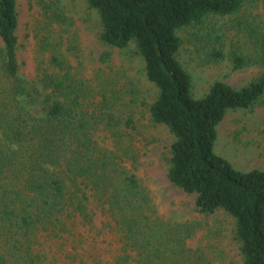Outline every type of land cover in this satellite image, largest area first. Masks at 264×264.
Returning <instances> with one entry per match:
<instances>
[{"label": "trees", "instance_id": "trees-1", "mask_svg": "<svg viewBox=\"0 0 264 264\" xmlns=\"http://www.w3.org/2000/svg\"><path fill=\"white\" fill-rule=\"evenodd\" d=\"M85 1L97 12L98 40L116 48L133 42L156 88L148 113L173 136L168 180L194 194L197 212L232 218L241 264H264V169H237L214 149L227 111L264 100V71L239 87L215 80L195 97L178 59L189 38L203 63L226 61L231 71L264 66L263 22L238 16L244 0ZM226 16L229 28L212 22ZM17 25L16 0H0V264H43L40 238L74 237L78 223L92 225V207L119 235L116 264H173L165 256L174 249L207 264L198 248L185 245L194 226L176 228L152 216L136 153L119 138L114 149L99 143L112 102L102 95L89 111L84 85L57 55L35 81L20 75ZM226 30L238 39L227 44Z\"/></svg>", "mask_w": 264, "mask_h": 264}, {"label": "rangeland", "instance_id": "rangeland-1", "mask_svg": "<svg viewBox=\"0 0 264 264\" xmlns=\"http://www.w3.org/2000/svg\"><path fill=\"white\" fill-rule=\"evenodd\" d=\"M16 11L20 75L35 81L39 67L47 65L52 55L62 57L85 87L89 111L101 102L102 95L112 102L97 131L99 143L114 149L119 138L122 146L136 153V173L149 192L155 209L152 216L176 228L194 226L185 245L198 248L207 264H241L232 218L221 210L207 215L197 212L194 194L174 186L166 176L173 136L164 125L150 119L148 105L156 96V88L144 75L134 43L125 48L102 44L97 38V12L85 0H16ZM238 16L262 21L264 26V4L244 0ZM212 22L225 28L230 25L227 16ZM226 33L227 44L238 39L233 30ZM185 39L178 59L191 76L195 97L202 96L215 80L239 87L264 71V66L256 64L231 71L226 61L203 63L193 43ZM214 149L237 169H264V100L227 111L217 126ZM92 210V225L78 223L74 237L40 238L37 247L43 264H116L121 252L119 235L108 228L98 208ZM165 257L173 264L199 263L182 259L175 249Z\"/></svg>", "mask_w": 264, "mask_h": 264}]
</instances>
